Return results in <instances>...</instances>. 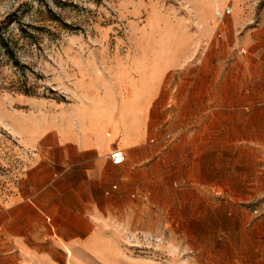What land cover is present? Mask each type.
<instances>
[{"label":"rangeland","instance_id":"obj_1","mask_svg":"<svg viewBox=\"0 0 264 264\" xmlns=\"http://www.w3.org/2000/svg\"><path fill=\"white\" fill-rule=\"evenodd\" d=\"M237 1L0 0V189L25 159L15 124L69 109L78 83L148 51L173 62L186 50L216 73L223 109L170 128L158 119V139L169 130L175 144L142 163L141 188L108 215L110 250L88 264L109 251L110 264H264V0Z\"/></svg>","mask_w":264,"mask_h":264},{"label":"crops","instance_id":"obj_2","mask_svg":"<svg viewBox=\"0 0 264 264\" xmlns=\"http://www.w3.org/2000/svg\"><path fill=\"white\" fill-rule=\"evenodd\" d=\"M151 54L133 67H114L100 84L78 83L69 109L15 124L25 159L16 181L0 189V264L94 262L92 253L110 250L108 215L141 188L142 163L159 144H175L166 139L169 130L158 139V119H170V128L176 118L221 112L222 83L203 58L189 61L185 50L165 62ZM116 149L125 155L119 165L110 159Z\"/></svg>","mask_w":264,"mask_h":264},{"label":"built area","instance_id":"obj_3","mask_svg":"<svg viewBox=\"0 0 264 264\" xmlns=\"http://www.w3.org/2000/svg\"><path fill=\"white\" fill-rule=\"evenodd\" d=\"M232 12L231 7H227L224 12H218L215 16V22L217 26L223 22L224 17L226 15H230ZM242 52H244V49H241ZM166 139L171 141L173 139V135L171 133L166 134ZM111 162L115 165L122 164L125 161V155L122 150L116 149L110 154Z\"/></svg>","mask_w":264,"mask_h":264},{"label":"trees","instance_id":"obj_4","mask_svg":"<svg viewBox=\"0 0 264 264\" xmlns=\"http://www.w3.org/2000/svg\"><path fill=\"white\" fill-rule=\"evenodd\" d=\"M4 46V52L9 55V54H13V51L11 49V47L9 46L8 43H3ZM13 56V55H12ZM17 62V61H16ZM1 88V87H0Z\"/></svg>","mask_w":264,"mask_h":264}]
</instances>
